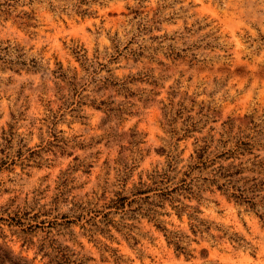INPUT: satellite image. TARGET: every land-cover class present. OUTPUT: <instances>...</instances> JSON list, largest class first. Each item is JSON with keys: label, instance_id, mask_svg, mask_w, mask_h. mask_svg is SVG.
<instances>
[{"label": "rangeland", "instance_id": "1", "mask_svg": "<svg viewBox=\"0 0 264 264\" xmlns=\"http://www.w3.org/2000/svg\"><path fill=\"white\" fill-rule=\"evenodd\" d=\"M228 174L264 179V0H0V264H264Z\"/></svg>", "mask_w": 264, "mask_h": 264}, {"label": "trees", "instance_id": "2", "mask_svg": "<svg viewBox=\"0 0 264 264\" xmlns=\"http://www.w3.org/2000/svg\"><path fill=\"white\" fill-rule=\"evenodd\" d=\"M228 173V172H227ZM240 173H236L239 175ZM228 179L225 184L222 185L226 191L230 192V198L236 202H243L249 204L251 208L255 206L256 195L255 192L262 189L264 185V179H258L257 177H243L236 182H241L240 185H236V182H233V176L228 174L226 176ZM11 264V263H10Z\"/></svg>", "mask_w": 264, "mask_h": 264}]
</instances>
